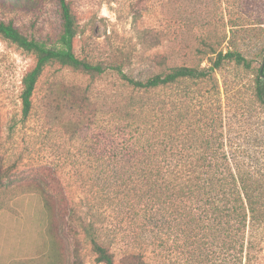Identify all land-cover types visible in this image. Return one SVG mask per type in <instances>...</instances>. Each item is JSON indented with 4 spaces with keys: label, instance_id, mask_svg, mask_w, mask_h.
<instances>
[{
    "label": "trees",
    "instance_id": "trees-1",
    "mask_svg": "<svg viewBox=\"0 0 264 264\" xmlns=\"http://www.w3.org/2000/svg\"><path fill=\"white\" fill-rule=\"evenodd\" d=\"M2 1L25 6L30 0ZM57 4L61 24L55 38L28 37L12 21L0 20V38L34 58L21 79L22 119L30 114L33 93L46 66L59 64L89 75L93 81L109 70L114 72L117 84L101 98L93 95L90 85L61 84L56 88V109L70 114L63 124L72 135L105 123L103 151L97 147L94 154L101 160L107 194L115 189L126 214L135 217L140 233L163 247L175 245L181 258H254L257 248L264 245V142L241 130L248 124L246 120L238 119L237 114L232 117L228 86L218 74L230 66L240 79L253 75L248 96L241 89L234 94L241 98L236 107L240 115L254 117L264 134V30L243 34L245 39L260 40V63L237 48L243 28L229 18L228 45L213 51L206 65H166L146 78H136L121 63L76 56L73 39L80 33V25L67 0H57ZM131 9L134 18L142 15L136 3ZM263 20L264 11L253 24ZM149 30L153 35L148 45L159 44L158 30L143 32ZM222 38L224 41L226 35ZM156 61L164 63L161 58ZM36 187L52 238L55 227L56 241L66 227L73 233L81 231L97 261L115 264L114 252L100 240L93 223L78 213L76 202L63 192L60 178L56 176V202L43 186ZM57 255L61 257L62 252L56 246ZM121 257L127 264H147L141 250L127 251ZM72 264L80 263L74 259Z\"/></svg>",
    "mask_w": 264,
    "mask_h": 264
},
{
    "label": "rangeland",
    "instance_id": "rangeland-1",
    "mask_svg": "<svg viewBox=\"0 0 264 264\" xmlns=\"http://www.w3.org/2000/svg\"><path fill=\"white\" fill-rule=\"evenodd\" d=\"M33 1L12 6L0 0V20L12 21L28 37L55 38L61 24L57 0ZM67 1L81 29L73 39L75 55L121 63L136 78H146L166 65H206L213 51L228 45L229 18L243 28L237 48L257 63L262 59L260 40L245 39L243 34L264 30V20L253 24L264 11V0ZM134 3L142 12L137 18L131 9ZM147 28L158 30L159 44L148 45L153 32H143ZM160 58L162 65L156 61ZM33 63V55L0 38V264H72L74 259L80 264H103L96 260L81 231L73 233L66 227L57 241L56 227L53 238L48 234L47 211L36 185L43 186L56 202V176L81 217L93 223L100 240L114 252L115 264H127L121 256L139 250L147 264H235L236 260L237 264H264V245L257 248L254 258H181L175 245H166L167 249L141 234L135 217L126 214L119 203L121 195L115 189L107 194L101 160L94 154L97 147L103 151L105 123L75 136L63 124L70 114L56 109V88L61 84L90 85L93 95L101 98L117 84L115 73L109 70L93 81L89 75L59 64L46 66L37 81L30 114L22 119L21 79ZM218 76L228 86L229 104L234 108L230 114L248 123L241 130L264 142L255 118L249 113L240 115L236 106L241 98L234 95L241 89L248 96L253 75L240 79L238 71L228 66ZM234 131H239L238 126ZM103 197L107 199L103 201ZM56 246L61 257L56 256ZM211 249L218 252L217 247Z\"/></svg>",
    "mask_w": 264,
    "mask_h": 264
},
{
    "label": "water",
    "instance_id": "water-1",
    "mask_svg": "<svg viewBox=\"0 0 264 264\" xmlns=\"http://www.w3.org/2000/svg\"><path fill=\"white\" fill-rule=\"evenodd\" d=\"M262 67V66H261Z\"/></svg>",
    "mask_w": 264,
    "mask_h": 264
}]
</instances>
